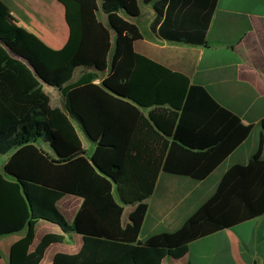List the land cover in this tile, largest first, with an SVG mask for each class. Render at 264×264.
Wrapping results in <instances>:
<instances>
[{
  "label": "trees",
  "instance_id": "trees-1",
  "mask_svg": "<svg viewBox=\"0 0 264 264\" xmlns=\"http://www.w3.org/2000/svg\"><path fill=\"white\" fill-rule=\"evenodd\" d=\"M57 2L69 32L58 50L9 24L0 6V156H6L0 237L12 226H26L10 247L8 264H39L50 245L64 240L45 235L30 252L41 220L82 236L77 254H56L52 264H161L181 260L197 239L263 215L264 119L255 153L230 166L179 228L138 240L158 171L203 181L252 127L183 74L134 51L141 32L116 11L139 18L137 0ZM217 2L142 0L153 11L149 29L157 39L189 46L205 44ZM78 68L84 71L70 83ZM46 87L59 91L62 108L51 105ZM74 123L94 146L90 157ZM66 195L83 200L70 226L56 209ZM126 208L129 224L123 227Z\"/></svg>",
  "mask_w": 264,
  "mask_h": 264
},
{
  "label": "crops",
  "instance_id": "crops-1",
  "mask_svg": "<svg viewBox=\"0 0 264 264\" xmlns=\"http://www.w3.org/2000/svg\"><path fill=\"white\" fill-rule=\"evenodd\" d=\"M219 1L203 46L161 41L149 29L150 35L145 37L141 33L142 39L134 42L133 49L170 71L183 74L191 84L203 87L218 105L252 129L246 140L203 181L158 171L153 191L145 201L147 211L139 241L179 228L212 195L227 169L234 164H245L257 149L262 132L259 122L264 119V0H231L223 9L218 7ZM137 3L141 11L139 18L130 19L121 11L116 12L135 24L142 21L149 28L154 17L151 6H144L142 0ZM0 6L9 24L23 29L51 49H61L66 43L68 27L64 8L57 0H0ZM98 19L108 25L107 14L100 10ZM111 37L113 41V33ZM83 71V68L76 69L70 83L76 82ZM74 127L85 155L90 157L94 146L75 123ZM41 147L55 156L48 145L41 144ZM112 196L120 203L115 191ZM82 202L72 195L56 202L57 211L69 226ZM129 212L126 208L123 227L129 224ZM25 234V225L12 226L0 237V264H8L10 247ZM48 234L63 235L64 240L50 245L39 264H52L56 254L75 255L82 247L81 235L73 231L65 235L56 224L41 220L34 227L29 251L32 252ZM161 264H264V214L197 239L188 245V252L181 260H163Z\"/></svg>",
  "mask_w": 264,
  "mask_h": 264
},
{
  "label": "rangeland",
  "instance_id": "rangeland-1",
  "mask_svg": "<svg viewBox=\"0 0 264 264\" xmlns=\"http://www.w3.org/2000/svg\"><path fill=\"white\" fill-rule=\"evenodd\" d=\"M237 1V0H236ZM231 0H220L219 1V8H226L229 4H230ZM139 31L146 37L148 35H150V31L148 26L145 25V23H142V21H138L136 22ZM99 82V81H98ZM45 92L48 94L49 98H50V103L52 106H59L62 107L63 106V97L61 96V94L59 93V91L57 89H45ZM6 160V156H0V171H1V167L3 166L4 162ZM66 222V221H65ZM14 233H12L11 236H13Z\"/></svg>",
  "mask_w": 264,
  "mask_h": 264
},
{
  "label": "water",
  "instance_id": "water-1",
  "mask_svg": "<svg viewBox=\"0 0 264 264\" xmlns=\"http://www.w3.org/2000/svg\"><path fill=\"white\" fill-rule=\"evenodd\" d=\"M55 154V153H54Z\"/></svg>",
  "mask_w": 264,
  "mask_h": 264
}]
</instances>
